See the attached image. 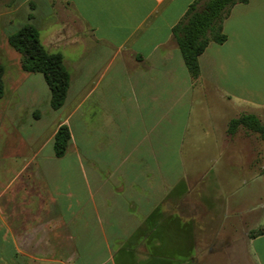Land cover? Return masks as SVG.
<instances>
[{
	"label": "crops",
	"instance_id": "1",
	"mask_svg": "<svg viewBox=\"0 0 264 264\" xmlns=\"http://www.w3.org/2000/svg\"><path fill=\"white\" fill-rule=\"evenodd\" d=\"M191 1L0 0V264H196L202 237L194 225L225 208L233 180L210 183L219 206L195 193L197 183L215 168L264 178V138L241 124L227 131L242 113L264 122V0L230 7L225 39L198 55L196 78L170 30ZM64 6L87 38L53 37ZM21 23L62 55L69 82L56 109L42 74L46 87L16 53L2 55ZM60 124L69 139L55 156ZM80 127H93V196L85 205L73 136ZM168 144L174 152H163ZM246 245L254 264H264V226Z\"/></svg>",
	"mask_w": 264,
	"mask_h": 264
},
{
	"label": "rangeland",
	"instance_id": "2",
	"mask_svg": "<svg viewBox=\"0 0 264 264\" xmlns=\"http://www.w3.org/2000/svg\"><path fill=\"white\" fill-rule=\"evenodd\" d=\"M2 1L4 3L6 2V0ZM58 12V16L56 15L55 17H58L56 21H60L58 23L59 29L57 33H54L53 37L58 35L60 39L65 38L69 40V38H72L69 37L72 34L74 38H84V31L81 30L82 26L80 25L81 22L71 7L64 6ZM53 24L46 25L47 29L53 28L55 26ZM85 38L87 37L85 36ZM2 49L4 50L3 52L1 50L2 55L5 53L9 56L11 54L9 51H12V53H16L19 56V53L6 43ZM22 72L25 73L24 71ZM37 75H40L38 80L40 86L42 87L44 85L46 87L41 74L37 72ZM27 86L28 83L22 85V87ZM112 130L117 134L118 129ZM73 136L75 137L74 143L81 158V199L85 205L90 200V194L93 196V193H90L91 188H93V173L90 171V169H93V164L91 165L93 163V127H80ZM127 146L125 145L124 148ZM185 147L187 146L185 145ZM162 150L163 152L172 153L174 152V144H168ZM219 162V160L215 161V163ZM97 165L101 166V163L97 161ZM221 172L224 174L226 171L221 170ZM215 174L211 177L210 181L208 176L203 178L197 183V190L196 187L194 189V191L196 190V194L198 193L202 198L206 197L205 200L207 203L211 201L215 205L220 203L217 199H213V191L210 188L212 185L218 184L221 186V182L224 183L228 178H231L233 181L227 185V187L231 188L223 191L222 194L225 208L215 207L214 209H210L211 222L208 224L194 225L196 238H199L200 234L202 237L199 241L195 240L196 264H254L255 261L248 248L249 245H246V237L248 234L250 235V232H257L264 226V178L261 179L262 176L252 177L247 175L228 177L219 173V170L216 168ZM218 193L219 191L216 189L214 194L218 195ZM127 194L129 193L124 192V195ZM235 201L236 206H238L235 208L238 209L236 212L234 211L235 209L233 210V205H231ZM207 228L209 233L206 235L204 231ZM181 250L179 249L178 252Z\"/></svg>",
	"mask_w": 264,
	"mask_h": 264
},
{
	"label": "trees",
	"instance_id": "3",
	"mask_svg": "<svg viewBox=\"0 0 264 264\" xmlns=\"http://www.w3.org/2000/svg\"><path fill=\"white\" fill-rule=\"evenodd\" d=\"M247 0H192L181 17L171 26V34L179 48L185 67L192 78L199 75L198 55L209 41L221 42L225 34L221 29L223 18L236 2ZM7 43L19 53V64L26 72H40L50 91L49 105L56 109L63 103L69 82V74L58 51H48L40 41L38 30L30 23H24L7 34ZM2 66L0 65V96L2 94ZM241 124L259 132L264 138V122L254 114H239L231 118L227 131L232 132ZM69 130L60 124L53 135L52 147L55 156L66 149ZM252 231L250 234L258 233Z\"/></svg>",
	"mask_w": 264,
	"mask_h": 264
}]
</instances>
